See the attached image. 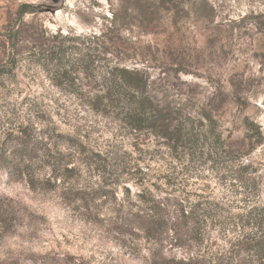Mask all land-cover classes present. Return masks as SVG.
Masks as SVG:
<instances>
[{"label": "rangeland", "instance_id": "374dc122", "mask_svg": "<svg viewBox=\"0 0 264 264\" xmlns=\"http://www.w3.org/2000/svg\"><path fill=\"white\" fill-rule=\"evenodd\" d=\"M62 49L96 61L78 95L45 60ZM112 67L147 79L197 148L133 131L100 102ZM157 203L172 220L195 209V239L134 225ZM255 206L264 0H0V264H239Z\"/></svg>", "mask_w": 264, "mask_h": 264}, {"label": "trees", "instance_id": "16d2710c", "mask_svg": "<svg viewBox=\"0 0 264 264\" xmlns=\"http://www.w3.org/2000/svg\"><path fill=\"white\" fill-rule=\"evenodd\" d=\"M143 4L141 6L143 7ZM13 39L16 40L22 34L20 28L13 32ZM54 54L44 56L46 61L55 63L53 70L54 79L58 80V86H67L70 94H77L72 91L80 74H88L92 72L95 60H87L83 58H73L68 53V49L53 52ZM72 58H69V56ZM95 71V70H94ZM94 76V75H92ZM148 80L140 77L138 71H129L125 68L112 67L103 77L105 85L104 95L99 98L100 102H107L112 105V110L119 113L122 120L136 132H149L155 136L165 140L177 139L188 141L197 148L196 143L200 141L197 134L189 130L186 123L178 119L173 120V113L170 107H163L157 104L153 97L147 91ZM80 95V94H79ZM98 100V99H97ZM111 108V106H109ZM210 120V116H206ZM188 122H191L189 119ZM178 211L175 220L166 218L161 214L162 210L159 203L153 208L152 217H139L134 220L135 224L141 230L151 233L154 237L159 232L170 230L176 234L191 237L194 240L199 224V213L195 209L187 211L182 205ZM252 217V228L256 231L245 238L244 242L239 243V248L243 253H247L245 258L239 264H264V208L255 206L249 213ZM126 224L120 225V229H125ZM198 227V226H197ZM263 230L259 232V230ZM165 264H202L199 259L189 258L188 260H165Z\"/></svg>", "mask_w": 264, "mask_h": 264}, {"label": "water", "instance_id": "95a60500", "mask_svg": "<svg viewBox=\"0 0 264 264\" xmlns=\"http://www.w3.org/2000/svg\"><path fill=\"white\" fill-rule=\"evenodd\" d=\"M52 2L58 3L60 0H51Z\"/></svg>", "mask_w": 264, "mask_h": 264}]
</instances>
